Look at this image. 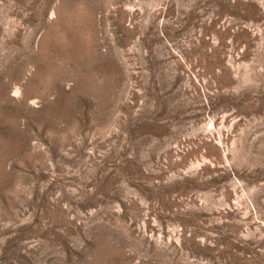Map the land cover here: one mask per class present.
Listing matches in <instances>:
<instances>
[{
	"label": "rangeland",
	"instance_id": "1",
	"mask_svg": "<svg viewBox=\"0 0 264 264\" xmlns=\"http://www.w3.org/2000/svg\"><path fill=\"white\" fill-rule=\"evenodd\" d=\"M0 264H264V0H0Z\"/></svg>",
	"mask_w": 264,
	"mask_h": 264
}]
</instances>
